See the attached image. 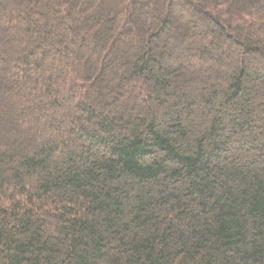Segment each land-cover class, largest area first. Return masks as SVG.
<instances>
[{"label":"trees","instance_id":"16d2710c","mask_svg":"<svg viewBox=\"0 0 264 264\" xmlns=\"http://www.w3.org/2000/svg\"><path fill=\"white\" fill-rule=\"evenodd\" d=\"M0 264H264V0H0Z\"/></svg>","mask_w":264,"mask_h":264},{"label":"rangeland","instance_id":"374dc122","mask_svg":"<svg viewBox=\"0 0 264 264\" xmlns=\"http://www.w3.org/2000/svg\"><path fill=\"white\" fill-rule=\"evenodd\" d=\"M174 8H176V7H174ZM177 10L184 11L185 9H180V8L177 7ZM191 27L194 28V25H191ZM173 40H176V39H173ZM184 47H185V43H184V42H180L179 46H177V48H179V49L182 48L183 50H184ZM171 52L174 53V49L172 50L171 47H169V48L166 50V53H167V54H171ZM230 52H231V50H230ZM233 52H234V51H233ZM178 57H179V56H178ZM179 59H180V58H179ZM181 60L183 61L184 59L182 58ZM230 63H231V62H230ZM236 63H238V62H236ZM212 68H213V69H216L217 67H216V66H214V67L212 66Z\"/></svg>","mask_w":264,"mask_h":264}]
</instances>
